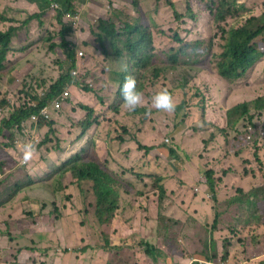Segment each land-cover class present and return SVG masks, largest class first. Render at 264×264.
Wrapping results in <instances>:
<instances>
[{
  "label": "rangeland",
  "instance_id": "1",
  "mask_svg": "<svg viewBox=\"0 0 264 264\" xmlns=\"http://www.w3.org/2000/svg\"><path fill=\"white\" fill-rule=\"evenodd\" d=\"M236 1L241 9L218 23L215 10L200 0L78 1L79 13L71 22L78 48L72 78L78 84L67 86V102L52 108L40 131L35 133L30 123L1 131L0 264H194L193 258L203 264H264V137L255 161L250 148L230 152L216 126L232 136L225 127L226 110L264 93V56L232 83L216 74L223 28L238 27L264 12V0ZM38 8L28 0H0V15L6 19L0 22L2 30L24 23L0 70V127L14 106L41 96L68 68L56 17L47 13L28 22ZM138 17L160 50L179 47L186 55L149 84L140 106L129 110L117 95V70L106 65L94 33L100 19L119 28L120 19L135 22ZM175 33L189 45L176 42ZM162 88L175 102L171 112L151 104ZM76 95L94 107L93 125L83 137L80 122L88 115L73 100ZM251 113L254 122L264 119V110ZM247 124L242 119L238 127ZM26 141L36 142V151L27 164L18 165L19 146ZM78 156L98 161L124 182L125 209L99 228L92 185L78 186L73 172L63 171L64 163ZM207 171L216 179L215 195L205 182ZM214 218L220 229L212 226ZM94 228L123 246H101L105 236Z\"/></svg>",
  "mask_w": 264,
  "mask_h": 264
},
{
  "label": "trees",
  "instance_id": "2",
  "mask_svg": "<svg viewBox=\"0 0 264 264\" xmlns=\"http://www.w3.org/2000/svg\"><path fill=\"white\" fill-rule=\"evenodd\" d=\"M28 1L31 3L37 2L39 4V13L30 15L28 22L34 18L39 19L47 13L56 17L61 26L60 47L63 49L67 62L71 65L67 71L63 72L52 84H50L48 90L41 96H35L33 101L29 104L14 106L10 115L2 120L3 126L0 127V135L3 127L11 130L15 127L16 129L21 128L30 123L29 126L31 128H36V125L40 126L44 121H48L50 118H46L41 113V110L45 108L44 106L49 105L50 102L61 95L66 87L72 83L73 78L71 71L77 66V46L75 45V41L71 39L73 34V32H71L73 28L71 22L78 16L79 8L77 4L79 0ZM200 1L206 4L211 11L215 10V23L225 19L231 12H236L241 9V6L237 4L236 0ZM54 3H60L61 9H55L52 6ZM169 6H172L176 19H180L181 15L176 10L175 5L171 2ZM244 13L245 11L240 12L239 17L243 16ZM5 20V17L0 15V22ZM140 20L141 17H138L135 22L123 21L120 19L119 28H117L112 22L100 19L97 26L98 32L94 33L95 43L100 46L99 49L106 57V65L112 66L117 70L114 75L117 77L116 91L118 96H121L120 87L126 77L131 76L135 78L137 89L141 94L145 93L147 86L152 84L155 79H158L164 70L176 64L180 56L186 55L185 50L179 49V47L160 50L156 46L150 28L147 25H142ZM42 24L43 23H40V25ZM22 25H24V23L20 25L15 24L10 26L7 30H2L0 28V70L5 69L4 66L8 60V55L12 52L11 48L13 49V38L21 34L20 30ZM120 28L121 30H119ZM222 36L223 44L220 46L221 51L216 55V74L228 83H232L236 79L242 77L258 58L264 56V12L259 17L246 18L244 24L238 27H232L227 30L223 28ZM174 40L178 43H185L186 46L190 43V41L185 42L177 33L174 34ZM106 41L109 42V46L106 44ZM53 46L50 47V50L54 49ZM195 56L199 57L198 51L195 52ZM16 73L17 72L14 73L11 71L10 75L17 77ZM82 88L86 91L89 90V87L86 85L82 86ZM67 100L68 95H66V98L62 102L57 100L52 103L50 107L46 108L54 109L56 107L55 104L59 103L62 105L65 104ZM3 103L4 102L0 105H3ZM79 103H81L80 106L87 111L88 115L85 120L80 122L82 130L79 137H83L86 130L93 125L92 115L94 113V107L83 101H79ZM263 110L264 93L256 96V98H253L250 102H237L226 110L225 127L232 130L234 134L229 136L224 127L218 124H216V126L218 131L220 133L222 132L224 135L225 143L228 145V150L230 152L241 153L244 148H250L253 150L252 155L254 160L258 161V152L261 148L259 139L264 137V119L259 122H254L253 113H251V111ZM35 114L38 115L37 121L33 119V115ZM242 119H246L248 124L240 128L238 127V123ZM205 142L208 141L205 140ZM225 156L229 157V154ZM260 160L262 161L261 157ZM64 166L63 171L73 172L75 175L74 181L78 186L82 185L84 182H88L92 185L96 199L94 204V221L97 228L101 227L102 223L106 224L112 220L116 212L124 208L125 204L121 202L122 194L120 192L122 191V189L120 190V186H122L124 182H122L121 178L113 173L112 170L103 166L96 160H85L81 156H78L77 161H66ZM204 178L210 190L213 192V195H215L217 188L216 179L212 172H205ZM158 179H160V177H158ZM125 189L129 191L125 192V194H129L130 190L128 188ZM212 226L215 229L221 228L218 220L215 218ZM97 228H94V230L97 231ZM101 233L105 236L104 230L101 229L100 232L98 229L97 234L101 236ZM107 234L110 236L109 232H107ZM224 239L228 241V239ZM100 245L106 248L113 246L117 249L123 246L122 244H113L107 236L104 238V243ZM186 254L192 259L190 252H186ZM214 255H212L208 261L212 260L215 257ZM225 257L226 256L223 258ZM192 263L203 264L204 262L198 258H193ZM186 264H191V260L190 262H186Z\"/></svg>",
  "mask_w": 264,
  "mask_h": 264
},
{
  "label": "clouds",
  "instance_id": "3",
  "mask_svg": "<svg viewBox=\"0 0 264 264\" xmlns=\"http://www.w3.org/2000/svg\"><path fill=\"white\" fill-rule=\"evenodd\" d=\"M54 4H57V3H54ZM54 4L52 5L53 7H54ZM55 9H59V5H58V8H55ZM74 28L75 27H73V29ZM75 45L77 46L76 43H75ZM76 49L78 50V48H76ZM80 53H82V52H80ZM83 54L84 53H82V55L80 54L79 56L83 57ZM70 65L71 64L68 63V68H69ZM75 68L76 67H74L72 69V71H71L73 77H74V74H77V70ZM63 72H65V71H63ZM56 79H54L53 82ZM53 82H50V83L52 84ZM74 82L75 81L73 79L72 83H74ZM120 94H121L122 100L127 105L129 110H134L136 107L140 106L142 94L137 89L135 78H133L131 76L126 77V79L124 80L123 84L120 87ZM66 95H68V97L70 95V90L67 87L64 90V92L61 95H59L55 100L50 102L49 105L44 106L45 108H43V109L47 110L48 116H45L44 114L43 115L46 118H51L52 117V112H51L52 108H46V107H50L51 104L56 102L57 100H60L62 102L66 98ZM73 100H75L76 102L80 101L79 97L77 95L73 98ZM84 103H86V102H84ZM151 104H152L153 107H155L158 110H164V111H168V112L173 111L174 108H175V102L173 100V97H172L171 93L168 91L167 88H162V89L156 91L153 94V96H152ZM55 106L59 107L61 105L59 103H57V104H55ZM36 121H37V119H36ZM37 130L40 131V126L36 125V128H35L34 132L36 133ZM36 139L38 140L37 136H36ZM19 147H20V151H21L22 157H20V159L18 161V165L27 164L32 159L33 154L36 151V142H34V141H26L25 143H23Z\"/></svg>",
  "mask_w": 264,
  "mask_h": 264
},
{
  "label": "crops",
  "instance_id": "4",
  "mask_svg": "<svg viewBox=\"0 0 264 264\" xmlns=\"http://www.w3.org/2000/svg\"><path fill=\"white\" fill-rule=\"evenodd\" d=\"M29 175H32V172L30 171V173H29ZM34 181H36L35 180V178H34V180H33V182ZM37 188V187H36ZM27 195H31V197H34V192H33V190H28L27 191ZM125 209V207L123 208V209H121V210H118L117 212H120V211H122V210H124ZM136 211H137V209H136ZM120 220L122 221V222H125L127 219L125 218V217H123V216H121L120 217ZM127 236H129V234H127V235H122V237H127Z\"/></svg>",
  "mask_w": 264,
  "mask_h": 264
},
{
  "label": "built area",
  "instance_id": "5",
  "mask_svg": "<svg viewBox=\"0 0 264 264\" xmlns=\"http://www.w3.org/2000/svg\"><path fill=\"white\" fill-rule=\"evenodd\" d=\"M54 7H55V8H58V5H57V4H54ZM80 54L82 55V53H80ZM41 113L44 114L45 116H48V112H47L46 109H43V110L41 111ZM37 118H38V115H37V114L33 115V119H34V120H36Z\"/></svg>",
  "mask_w": 264,
  "mask_h": 264
}]
</instances>
